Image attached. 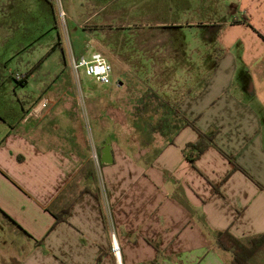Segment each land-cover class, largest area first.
Returning a JSON list of instances; mask_svg holds the SVG:
<instances>
[{
  "label": "crops",
  "instance_id": "0c3cea01",
  "mask_svg": "<svg viewBox=\"0 0 264 264\" xmlns=\"http://www.w3.org/2000/svg\"><path fill=\"white\" fill-rule=\"evenodd\" d=\"M113 16L70 20L44 71L0 91V264H116L112 234L121 264H231L219 233L264 234V0H199L186 24ZM95 53L112 83L74 88L70 55ZM149 94L167 114L128 120Z\"/></svg>",
  "mask_w": 264,
  "mask_h": 264
},
{
  "label": "rangeland",
  "instance_id": "374dc122",
  "mask_svg": "<svg viewBox=\"0 0 264 264\" xmlns=\"http://www.w3.org/2000/svg\"><path fill=\"white\" fill-rule=\"evenodd\" d=\"M198 6L199 0H0V91L8 87L7 81L11 74L44 71L49 65L48 58L52 56V52L45 46L50 40H55L58 30L66 44V39L68 41L71 34L67 27L70 20L81 22L83 13L115 14L110 23L122 27H154L156 21L165 25L171 22L186 24L190 20L189 13L196 11ZM188 35V32L185 33L186 39ZM11 83L16 89H29L32 84L20 85L13 80ZM78 85L85 91L95 87L96 82L80 70L78 81L73 80V87ZM137 91L140 92L141 89H134L129 95H134ZM138 97L140 96H132L133 99ZM141 98L137 100L140 101ZM153 103L154 112L146 111ZM156 104V99L153 100L150 94L143 97L136 110L128 111L127 119L140 122L149 119V115L158 119L159 115L167 114L163 111L156 112ZM113 115L122 119L121 113L120 116L119 113ZM113 115L111 116L114 118ZM168 117L177 119L176 116ZM82 123L86 128L87 124L92 127L87 116L82 118ZM163 130L168 129L160 127L156 131L161 134ZM87 132L89 135L88 128Z\"/></svg>",
  "mask_w": 264,
  "mask_h": 264
},
{
  "label": "trees",
  "instance_id": "16d2710c",
  "mask_svg": "<svg viewBox=\"0 0 264 264\" xmlns=\"http://www.w3.org/2000/svg\"><path fill=\"white\" fill-rule=\"evenodd\" d=\"M18 83H22V81ZM207 146L201 136L198 142L187 144L182 153L188 157L190 163H193ZM56 219L60 220L59 217ZM214 246L220 251L231 254V264H252L254 259L264 255V234L249 239H238L225 231L215 237Z\"/></svg>",
  "mask_w": 264,
  "mask_h": 264
},
{
  "label": "built area",
  "instance_id": "2783aa9c",
  "mask_svg": "<svg viewBox=\"0 0 264 264\" xmlns=\"http://www.w3.org/2000/svg\"><path fill=\"white\" fill-rule=\"evenodd\" d=\"M60 15L62 16L63 13H60ZM69 65L76 81L79 78V71L82 70L86 77L93 79L100 85H110L112 83L111 65L99 53L92 54L89 58H76L73 55H70ZM14 79L16 82H21L23 80L20 75H15ZM77 107L80 111L81 118L84 119L87 116V112L85 100L81 95L78 97ZM90 159L96 166H98L99 158L93 145H91ZM111 240V253L115 258L116 264H121L119 257V247L115 242L113 234L111 235Z\"/></svg>",
  "mask_w": 264,
  "mask_h": 264
}]
</instances>
